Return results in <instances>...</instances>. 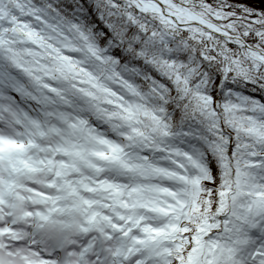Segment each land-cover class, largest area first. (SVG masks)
I'll use <instances>...</instances> for the list:
<instances>
[{
    "label": "snow or ice",
    "instance_id": "obj_1",
    "mask_svg": "<svg viewBox=\"0 0 264 264\" xmlns=\"http://www.w3.org/2000/svg\"><path fill=\"white\" fill-rule=\"evenodd\" d=\"M0 264H264V0H0Z\"/></svg>",
    "mask_w": 264,
    "mask_h": 264
},
{
    "label": "trees",
    "instance_id": "obj_2",
    "mask_svg": "<svg viewBox=\"0 0 264 264\" xmlns=\"http://www.w3.org/2000/svg\"><path fill=\"white\" fill-rule=\"evenodd\" d=\"M257 6H259V5H257Z\"/></svg>",
    "mask_w": 264,
    "mask_h": 264
}]
</instances>
